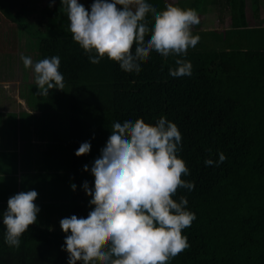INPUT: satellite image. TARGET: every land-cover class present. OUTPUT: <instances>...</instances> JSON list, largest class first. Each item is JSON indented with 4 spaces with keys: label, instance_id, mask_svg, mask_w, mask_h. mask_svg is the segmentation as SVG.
Instances as JSON below:
<instances>
[{
    "label": "trees",
    "instance_id": "trees-1",
    "mask_svg": "<svg viewBox=\"0 0 264 264\" xmlns=\"http://www.w3.org/2000/svg\"><path fill=\"white\" fill-rule=\"evenodd\" d=\"M251 1L255 17L260 18L264 1ZM147 2L158 11L171 3L195 9L198 14L209 12L208 6L217 4L227 25L222 32L209 29L205 36L200 34L197 45L184 57L165 58L153 52L147 62H141L138 74L123 71L107 56L99 64L90 63L65 25L50 23L42 28L40 23L33 28V33L48 35H38L41 60L52 56L61 59L59 71L68 88V105L55 106L66 117L68 132L61 137L64 142L59 148H54L53 159L59 155V165L65 164V169L58 170L66 171L67 179L77 185L75 191L69 185L67 208L59 203L51 224L60 229L64 214L63 218L69 213L87 217L94 207L83 189L84 181L94 187V176L83 169L84 165L90 169L100 156L114 122L142 118L155 125L163 115L182 134L178 157L190 172L182 179L195 183L193 190L180 188L173 197L185 196L187 210L195 213L196 219L183 230L189 247L168 264H264V25H249L247 0ZM50 4L53 0L46 1L43 21L60 16L57 3ZM23 5L20 0H0V10L4 11ZM21 18L17 10L13 20ZM148 19L151 21L150 15ZM210 34L221 41L216 44L220 48L204 43ZM179 58L191 61V76L169 74ZM83 142L91 143V151L78 157L75 152ZM220 152L227 159L219 166H206L205 160L218 161ZM51 224L30 225L20 247L10 248L0 219V264H68L69 254L62 250L68 234Z\"/></svg>",
    "mask_w": 264,
    "mask_h": 264
},
{
    "label": "clouds",
    "instance_id": "clouds-1",
    "mask_svg": "<svg viewBox=\"0 0 264 264\" xmlns=\"http://www.w3.org/2000/svg\"><path fill=\"white\" fill-rule=\"evenodd\" d=\"M61 4L73 40L92 64L107 56L123 71L138 74L141 62H147L153 52L165 58L184 57L200 40L192 33L193 26L200 23L192 8L169 3L158 11L147 0H93L90 10L79 0H61ZM20 59L33 71L38 95L64 89L59 56L36 63L28 56ZM175 65L169 69L172 77L192 75L191 61L179 58ZM181 143L178 126L163 115L155 125L142 118L112 124L100 156L90 169L88 165L83 169L94 176V187L88 181L83 183L94 207L87 217L72 215L60 220L68 234L62 246L69 254L68 264H168L189 247L183 230L191 226L196 215L187 210L185 196L173 198L178 189L191 191L195 187L194 181L182 179L190 172L178 157ZM90 151L91 143L83 142L75 155ZM226 159L220 152L218 161L209 158L205 164L219 166ZM71 188L75 191L77 185L73 183ZM37 197L38 192L30 190L8 199L3 225L10 248H19L22 235L37 222Z\"/></svg>",
    "mask_w": 264,
    "mask_h": 264
},
{
    "label": "crops",
    "instance_id": "crops-1",
    "mask_svg": "<svg viewBox=\"0 0 264 264\" xmlns=\"http://www.w3.org/2000/svg\"><path fill=\"white\" fill-rule=\"evenodd\" d=\"M0 59V219H3V212L7 210L11 196L33 190V180L37 178L38 181L41 173H50V169L52 172H60L58 168L61 159L56 155L54 160L53 151L64 142L61 137L66 136L68 130L62 132L61 128L65 122L68 125V121L58 112L55 103L38 102L43 96L37 94V85L33 89L26 88L28 78L31 81L32 77L26 68L21 71L18 66L14 74L11 68L13 57L4 53L0 54ZM8 59L10 61L7 63ZM10 94L12 98L6 97ZM49 181L47 175L44 181L41 179L36 188L42 190L38 195L43 200L34 203L39 208H48L53 216L57 208L49 203L55 199L52 196L46 197L51 193ZM57 187L55 184L52 193H56ZM59 198L56 196V199Z\"/></svg>",
    "mask_w": 264,
    "mask_h": 264
},
{
    "label": "rangeland",
    "instance_id": "rangeland-1",
    "mask_svg": "<svg viewBox=\"0 0 264 264\" xmlns=\"http://www.w3.org/2000/svg\"><path fill=\"white\" fill-rule=\"evenodd\" d=\"M20 1L22 4L23 3L25 4L23 5V8L14 6L15 7L14 11H12L11 8L10 9L4 8L5 11L0 10L1 12H3V14L6 17L4 18L0 14V54L6 53L7 55L10 54V56L13 57L11 68L14 74L17 72L18 66L21 71H24L25 69L23 62L20 59L22 55L31 57L33 60V63H36L41 60V54L39 51L40 37L38 35H41V36L42 35L48 36V35H47V32L33 33V28L38 27L40 23L42 24V28L49 25L50 23L55 24V25L62 24L69 28V23H70L62 7L61 0H55V3H57L59 7V11H60L59 18L50 20V18L47 17L46 20L44 19L45 21L42 20V17H43L42 12L45 9L44 6L47 0H20ZM79 2L83 4L88 10H90V6L93 3V0H79ZM208 7H209L208 8L209 12L203 13L204 11H201V13L198 14L200 17V23L198 25H195L197 28L194 27V29H192L193 35H199L201 37L200 34H203L206 30L215 29L214 31L222 32L226 28V24H225L226 20L224 21L221 19V16H223V14L222 15L220 14L221 12L220 10L217 9V4H215V6L211 4V6H208ZM17 10L20 12V15L22 16L20 20L18 19L19 20L18 22L13 20V14H16ZM260 10H261L260 16H259L260 18L257 19L254 15V6L252 5V1L247 0L246 13H247L248 21H249L248 23L250 26H255L258 24L264 25V2H263V5H261ZM34 19H37L36 21L39 20V22H37V24L34 23L33 21ZM203 36L205 35L203 34ZM220 42L221 41L219 40L215 41L213 37L211 36V34H210V37L207 36L206 41H204V43L208 44L211 48H217V47L220 48L221 45H216L217 43H220ZM8 61L10 60L8 59L7 63ZM1 65H2V61L0 59V67ZM27 71L32 75V77H31V81H29V78H28L29 84L27 85L26 88L31 87L33 89L36 87L34 73L31 69H27ZM23 79H25L26 81V78H23ZM6 97L12 98V95L10 94V95H7ZM28 97L29 95L27 96V98ZM57 97H58L57 102H55V99ZM38 102L43 103V104L48 103V102H54V103H58L60 107L65 108L68 105V88L64 87L63 90L50 89L49 95L43 96V99L41 100L39 99ZM67 129H68V125L65 122L64 127L61 128V130L62 132L63 131L65 132L67 131ZM64 166L65 164L62 163L59 165V168H61V170H64L65 169ZM49 172L50 173L47 172L45 174L41 173L42 176L38 178L39 180L37 181V183H35L33 190L37 191L38 194L42 192L41 189H37L36 187L39 183H41V179L42 181L45 180V175H47L50 180L49 181L50 186H51L50 192L52 193L55 184H57L58 187H57L56 193H52V194L50 193L46 195V197L52 196L55 200H52L51 202H49L50 200H44V201L52 203L51 206H53V208L54 207L57 208L58 207L57 204L59 203L63 205L65 208H67V205L65 204L69 202L70 200L71 190H69V185L71 186V180L69 181L67 179L68 176L66 174V171L52 173V170L50 169ZM58 176H60L59 180H58ZM56 196L60 198L56 199ZM40 198L41 197L38 195L37 199L34 202L38 203V201L39 202L42 201L43 199H40ZM50 214L51 212L48 208L41 207L39 213L37 214V222L35 224H39L42 226H47L51 224L50 220L52 219V216ZM68 217H70V213L68 214ZM50 226L57 230H62L61 226H60V229H58L56 225L54 227V223L51 224Z\"/></svg>",
    "mask_w": 264,
    "mask_h": 264
}]
</instances>
